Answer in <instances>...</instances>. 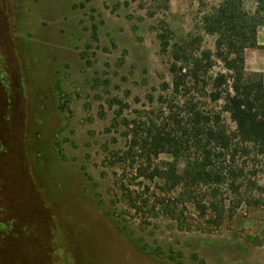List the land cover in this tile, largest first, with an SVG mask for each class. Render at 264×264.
I'll use <instances>...</instances> for the list:
<instances>
[{
    "label": "rangeland",
    "instance_id": "obj_1",
    "mask_svg": "<svg viewBox=\"0 0 264 264\" xmlns=\"http://www.w3.org/2000/svg\"><path fill=\"white\" fill-rule=\"evenodd\" d=\"M219 2L0 0V264H264V211L241 204L213 223L186 200L170 215L161 199L179 190L114 157L127 149V122L169 130L171 107L185 116L190 98L220 112L207 88L175 96L169 73L173 44L215 51L203 18ZM245 72L264 80L263 48L245 50ZM146 156L138 163L151 169L184 168V156ZM255 176L264 187V170Z\"/></svg>",
    "mask_w": 264,
    "mask_h": 264
},
{
    "label": "trees",
    "instance_id": "obj_2",
    "mask_svg": "<svg viewBox=\"0 0 264 264\" xmlns=\"http://www.w3.org/2000/svg\"><path fill=\"white\" fill-rule=\"evenodd\" d=\"M150 1L167 10L172 0ZM249 1L254 4L252 10L247 8ZM203 22L206 31L216 37L215 51L195 56L186 45L173 44L169 65L172 92L178 96L192 88H207L211 101L221 103L220 112H204L190 98L184 105L185 116L171 107L173 126L168 125L169 130L154 122H127V149L114 157L124 171L128 167L137 177L162 180L167 192L179 190L176 196L161 199V207L170 215L176 213L177 203L188 200L202 216L212 210V222L218 223L226 210L234 213L232 209L241 204L264 211V187L255 176L264 170V80L261 73L245 72V50L264 49L257 40L258 28L264 26V0H220ZM169 33L166 29L158 34L163 52L170 47ZM93 36L97 37L96 29ZM218 61L222 67L215 71ZM121 112L118 110L115 120ZM161 152L177 159L184 156L182 171L177 170L176 159L164 169L138 163L143 155L150 160ZM117 184L127 193L130 208L142 210L140 198L122 180ZM223 188L233 198L223 195Z\"/></svg>",
    "mask_w": 264,
    "mask_h": 264
}]
</instances>
